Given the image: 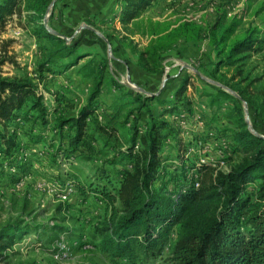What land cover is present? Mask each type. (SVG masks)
I'll list each match as a JSON object with an SVG mask.
<instances>
[{
	"label": "trees",
	"instance_id": "obj_1",
	"mask_svg": "<svg viewBox=\"0 0 264 264\" xmlns=\"http://www.w3.org/2000/svg\"><path fill=\"white\" fill-rule=\"evenodd\" d=\"M52 1L0 0V35L16 17L24 29L31 22V34L44 39L50 46V49L41 48L44 59L35 68L39 79L43 72L54 76L76 66L88 55L79 53L65 38L49 31H57L52 21L53 12H49L45 23ZM158 1L119 0L120 9L114 10L115 15L119 22L128 25ZM58 6L66 9L68 2L61 0ZM263 10L255 13L260 15ZM233 20L226 27L184 20L167 33L158 30L147 33L149 42L137 53L136 65L148 73L162 72L164 53L180 40L192 50L189 56H195V43L207 40V44L216 49V61L206 65L204 62L210 59L199 52L193 65L199 74L184 72L171 98H165L162 92L155 95L139 90L123 94L128 97L129 105H135L125 111L122 120L112 124L99 121L97 115L103 110L96 103V97L100 94L104 60L89 59L79 67L84 76L96 75L99 80L86 103L76 114L68 116L65 109L71 106L66 99L61 101L55 97V104L48 106L31 78L3 74L2 66L14 60L7 55V46L12 41L0 39V184L4 180L18 182L29 172L25 155L29 148L20 141L23 136L37 143L46 141V131L52 133L48 145L55 146L51 157L58 167L64 162H91L104 156L95 168V181L83 182L77 174L67 172L64 173L66 179L59 176L54 180L53 184L59 189L70 182L75 192L83 196L92 192L110 210L108 220L92 239L83 235L75 239L62 225H45L44 229L51 233L49 242L54 244V252L61 238L65 241L74 238L80 247L91 244L101 249L112 264H148L157 261L172 241L171 264H264V137L247 128L238 105V99L247 101L240 84L249 80L245 85L248 88L259 79L250 77L251 71L245 65L264 49V17L260 26L239 34V23ZM104 22L102 19L99 23ZM92 24L96 27L97 21L93 19ZM235 33L234 41H230ZM105 37L111 41L110 35L105 34ZM118 41L122 43L123 37ZM163 42L165 44L155 45ZM221 67H226L227 72H220ZM231 70L233 73L227 75ZM196 79L235 101L234 122L240 130L233 133V146L252 152L249 160L235 168L222 170L217 167L219 161L201 162L199 158L188 163L184 144L177 139L173 122L165 117L184 114L187 120L191 118L186 92L189 86L197 85ZM127 88L123 86L120 90L125 92ZM262 93L264 95V90ZM216 100L217 97L212 96L210 104L215 105ZM151 102L165 106L156 112ZM259 108L264 111V106ZM24 123L29 125L27 132L23 129ZM207 125L210 130L214 129L211 124ZM34 128L39 132L33 134ZM208 134H211L208 135L210 139L215 133ZM168 138L177 144L175 160L170 164H167L169 157L161 151ZM223 139L226 148L227 140ZM99 142L103 146L110 144L114 152L108 155L97 149ZM31 230L37 228L22 221L0 223V264H12L9 258L15 253V245Z\"/></svg>",
	"mask_w": 264,
	"mask_h": 264
},
{
	"label": "rangeland",
	"instance_id": "obj_2",
	"mask_svg": "<svg viewBox=\"0 0 264 264\" xmlns=\"http://www.w3.org/2000/svg\"><path fill=\"white\" fill-rule=\"evenodd\" d=\"M65 1L68 2L66 9H93V11L95 9H109V11L112 9L118 11L120 9L119 0ZM60 2L61 0H55L53 7L49 9V12H53L52 19L54 21H57L58 15H62V13L58 12L59 10H55L60 9L58 6ZM262 8L264 9V0H159L158 3L150 8L159 9L153 12L152 16L145 13L128 25H123L112 17L105 22L102 30L104 33L93 26L90 19H83L77 27L71 28V31L67 29L63 31L65 32L63 36L67 38L66 41L71 47H75L79 53L89 54V57L82 58L78 65L68 70L67 73L72 77L71 82H69L70 86L74 87L78 94L75 98L67 97L70 99L69 101L74 109L88 100L99 78L96 75L94 77H85L83 74H79L78 69L91 58L102 59L106 63L104 65L103 78L100 80L99 89L101 93L98 96V101L103 103L104 109L97 114L98 120L110 124L122 120L124 113H115L114 110H111V103L119 100V96L122 94L139 90V87L145 88L136 84V77L132 76L131 72H129V79H127L125 71H120L119 59L124 57L125 61H127L129 57L125 53L120 52V48L117 50V47H123L127 50V54L130 52L135 55L145 47L143 45L139 46V44L146 43V41L149 42L150 36L147 33H150L151 30L167 33L172 27L184 20L198 24L204 23L205 26L207 24H219L222 27H226L234 19L233 22L239 23L237 33H243L249 28L260 26L264 17V10L260 15L255 12ZM48 15L45 16L47 21ZM155 21H158V24ZM20 24L16 17L11 19L6 25L4 33L0 35V39L12 41L7 46V55L8 57H13L14 60L12 63H6L3 66V70L7 75H25L37 80L35 68L44 59L43 56L45 55L42 54L41 48L47 47V49H50V46L44 39H37L34 34H31L33 33L31 22H29L27 29H24ZM49 28L51 27L49 26ZM60 29L63 30L62 27ZM88 29H94L95 31L92 30L93 32H90ZM68 33L69 35H66ZM105 33L113 36L110 38L115 44H111V41H108ZM101 36L105 37L106 40ZM117 37H123L122 43L116 42ZM235 37L236 33L231 36L230 41H234ZM89 39L97 41V43L94 42L88 45ZM207 43L205 39L198 41V50H202L201 52L210 59L204 62L206 65L216 61V49L213 50ZM162 44H165V42L156 43L155 45ZM196 59L189 61L192 67H194ZM175 61L177 62V59L173 55L165 57L162 74L160 73L159 77L155 79L156 84L151 87L150 93L158 95L162 92L165 98L170 97L176 86L172 81L173 75L181 72L183 67H185L184 64H181L185 61L180 60L179 64H176ZM245 67L250 69V77L259 79L248 86V88L245 85L249 80L240 84V89L244 90V97L249 104L245 100L238 99V105L243 111L241 116L244 118L247 128L251 132L264 137V111L259 108L264 106V95L262 93L264 90V49L262 52L255 54ZM220 72L226 73L227 68L221 67ZM232 73L233 71L231 70L227 75ZM170 76L172 77L168 81ZM196 81L198 82V90L195 92L196 99L194 100L200 106L199 115H191V120H189L191 124L174 126L177 139H181L184 144L185 155L188 156L187 162L193 163L203 158L214 162L219 161L220 163L217 167L222 170L235 168L249 160L252 155L250 150L243 151L240 147L234 149L233 146V133L240 130L234 122V114L237 111L235 101L232 97L219 95L216 88L204 85L199 79H196ZM233 83L235 84L236 82ZM53 84L56 85L55 83ZM54 85L42 84L41 87V93L44 95L48 106L55 104L54 97L48 93V91H57L56 89L54 90ZM121 86L128 88L124 89L125 92H122L120 90L122 89ZM191 89L192 87H188V97L194 98V92ZM230 94L235 96L232 93ZM210 96H213V98L217 97L214 106L210 104ZM203 102L205 103L203 104ZM151 105L155 110L158 107L156 102H151ZM203 105L205 108L202 107ZM130 107L132 106L126 105L124 111H128ZM74 109H66L65 114H73ZM168 118L170 117L168 116ZM204 118L206 119L205 123L203 121ZM172 122L174 125V120ZM206 123L211 124L214 129L210 130ZM212 131L215 134L209 139L208 135L211 134L208 133ZM123 133L122 131L120 135ZM200 135L202 136L201 139H197ZM223 138L227 140V149L222 144ZM199 141L201 142L200 144ZM164 143L161 150L162 155L169 157L168 162H174L177 149L176 142L168 138ZM25 155L29 159L31 153L26 151ZM101 161H103V157L99 156L98 160L91 162L80 160L73 164L64 162L60 166L62 177L66 179L65 177L67 176L64 173L67 172L68 174H77L83 182L95 181V168L100 165ZM34 174L27 173L18 182L4 180L0 184V223L9 220L13 222L22 221L30 223L37 228L36 231L31 230L28 232L25 239L15 245V253L9 258L12 264H112L104 254L100 253L91 244L80 247L74 240L67 241L70 245V252L67 257L55 258L54 244L52 245L49 242L51 233L49 230L46 231L44 229L45 225H52L53 223L63 225L70 229L75 237L80 234L83 235L87 231L85 236L88 239L93 230L90 228L86 230L84 221L78 219L80 211L76 208V205L82 206L84 203L83 198H79L81 199L79 200V196L74 195L76 193L74 190L68 194L65 187L59 189L56 184L46 181L43 179L44 177H36ZM90 201V204L86 206L93 210H98L102 217L106 211L110 212L103 204L96 205L93 200ZM83 210H87V208L84 207ZM171 248L172 241H170L169 246L162 252L157 261L148 264H171Z\"/></svg>",
	"mask_w": 264,
	"mask_h": 264
},
{
	"label": "crops",
	"instance_id": "obj_3",
	"mask_svg": "<svg viewBox=\"0 0 264 264\" xmlns=\"http://www.w3.org/2000/svg\"><path fill=\"white\" fill-rule=\"evenodd\" d=\"M55 10H59L58 12L60 14L62 13V15H58L57 21L53 20L54 21V25H55V27L57 29V32H59L61 35H65V32H63L64 29H67V30L71 31V28L77 27L79 25L80 21H82L83 19H86V18L90 19V21H92L93 19H94V21H97L96 28H97V25H98L97 29H99L100 31L103 30L104 25H105V22L102 25H101V23H99V22H102L101 21L102 19L104 21H107V20H109L110 18L113 17L114 20L115 19L118 20V16L115 15L116 11L113 10V12H111V11L109 12V9H95V11H93V9H55ZM158 10L159 9H149L145 13L149 14L150 16H152L153 12H156ZM60 27H62L63 30H61ZM78 30H79V28H78ZM105 34L109 35L108 33H105ZM66 35H69V33L66 34ZM110 37H113V36L110 35ZM136 40H138V39H136ZM94 42L97 43V41H93L92 39H89L88 45L93 44ZM116 42L119 43L118 39H116ZM112 43H113V41H112ZM147 43H148V41H146V43L139 44V46H142V45L146 46ZM113 44H115V43H113ZM184 44L185 43L181 41L180 43L174 45V47L171 50H169V51L164 53V58H163V60H164L166 56L173 55V57L177 59V62L175 61L176 64H179L180 60L181 61H185V62H183L181 64H184L185 67H183V68H187V70L186 69L185 70L182 69L181 72H178L176 75H173V77H175L174 78L175 80H173V81H174V84L176 86L179 85L180 77L182 76V74L184 72L193 71L192 69H190L188 67V65L191 66V63L189 61L193 60L194 57L198 56V54H200L199 52L202 51V50H198L199 44L197 42V43H195V51H194L195 53H193L195 56H189L188 54L192 50H188V47H186V45L184 46ZM119 48H120V52L125 53V55L129 57V59H127V61H125L124 57L119 59L120 65H121V70L120 71H122V72L125 71V73L127 75V79H129V75L128 74H129V72H131L132 76L136 77V81L135 82L139 86L147 85L148 87L147 86L146 87L150 88L154 84H156L155 79L159 77L158 75H160V73L159 74H151V73H148V72L144 71L143 69H141L139 66L136 65L137 54L132 55L130 52H128V54H127V52H126L127 50H125L123 47H117V50H119ZM84 57H86V58L89 57V54L86 55V56H83L82 58H84ZM91 59L97 60L96 58L95 59L91 58ZM80 60H79V62H80ZM3 66H2L3 74L7 75V73H5L4 70H3ZM74 67L75 66H71L68 69L63 70L61 73L55 74L54 76L52 74H48V73L43 72V77L40 78V79L38 77H37V80L36 79H32L31 77L30 78H31V80L33 82H35V81L38 82V83H36V82L35 83L37 84L38 90L40 92H41L42 84H47V85L48 84L49 85L52 84V85H54L53 83H55L56 85H54L53 88H54V90L56 89L57 91H55V92L48 91L49 95L53 96L54 99H55V97H57L61 101H62V99H66L69 102L70 106H71V107H67L66 109H69V108L74 109L73 105L69 101L70 99H68V97H67V96H71V98H75L76 95L78 94L77 93L78 91L75 90L74 87L70 86L69 82H71L72 77H70V75L67 73L70 68H74ZM79 74H81V73H79ZM161 74H162V72H161ZM194 74H196V73L193 71V74H191V75H194ZM196 75H198V74H196ZM85 77H93V76H85ZM193 79H195V77ZM39 81H40V83H39ZM195 83L197 85L189 86V88L192 87L191 90L194 92L193 93L194 98L193 97H188L189 93L186 92L187 93L186 94L187 99L190 101V104H189V109H190V112H191L190 116L194 115V114H198L200 112V109H199L200 106L197 105L196 101L194 100V99H196L195 92H197V90H198V82L196 81ZM143 90L146 91V92H143V93H148L149 92V90H147V89H143ZM98 96L96 97V103L100 105L99 107L104 109L103 103L98 101L99 100ZM171 97H172V95H170V98ZM119 98H120L119 100H116L113 103H111V110H114L115 113H125L124 109H125L126 105H128V106L135 105V104L129 105L127 103L128 99H126L128 97L125 98L123 96V94L120 95ZM85 103H83L82 105H84ZM204 103L205 102H203V104ZM82 105H80L79 107L74 109V112L71 115L76 114V112L78 111V109ZM162 106H165V104L158 105V107H157V109L155 111L156 112L159 111L162 108ZM212 106H214V105H212ZM120 107H121V109H120ZM202 107L205 108L204 105ZM68 116H70V115H68ZM165 117L167 119L168 115L165 116ZM205 118L203 119L204 123L206 122V119H207V118L206 119ZM167 120L172 122V120H173L172 116H170V118H168ZM119 121H115V122H119ZM174 122L175 123H174L173 126L181 125L180 123H178L176 121H174ZM187 124H191V123L188 121ZM22 126L24 127L23 129L27 132V130L29 129V125L27 123H24ZM38 132H39V129L34 128L33 134H36ZM45 135H46L45 136L46 137V141H42V142H37V143L32 142L31 140H29V138L27 136L21 137L20 141L29 148L28 152L31 153L30 158L28 159V164H27V167H28V170H29L28 173H32V174L35 173L34 176H36V177L40 176L41 178L44 177L43 179H45L46 181H48L50 183H54V180L59 178V176L62 179H64V178L62 177V173H61L62 170L60 169V167H58L57 164L53 163V161H52L51 155L53 153V150H54L55 146L51 147V146L48 145V140L52 137V133H50L49 131H46ZM55 145H56V143H55ZM97 149H99V150L102 149L103 151L107 152L108 155H111L114 152V150L111 148L110 144H108L107 146H103L102 142H99V145L97 146ZM100 156L104 157L103 155H100ZM168 161H167V164H170L171 162H168ZM74 195H77V197L79 196L78 199L79 198H83L84 199V203L82 204V206L81 205H76V208H78L79 211H80L79 215H78L80 217H78V219L81 220V221H84V227L86 228V230L89 229V228L93 230L91 236L89 237V239H92L91 238L92 235H97V230L101 227V225L105 221L108 220L110 212L108 213V211H106L104 213L103 217H102L100 212L98 213V210H93L89 206H86V205L90 204L89 203V202H91L90 200H93V203L96 204V205H102V203L99 202V200L95 197V195L92 192H90V194L84 195V196L81 195L79 192H76ZM79 200H81V199H79ZM84 207H86L87 210H83ZM70 208L72 209V207H70ZM63 227L65 229H67L71 233L72 237H75L72 234V231L70 229L66 228L65 226H63ZM80 235H82V234H80ZM85 235H87V231L84 232L83 236L86 237ZM77 237H79V235H77L75 237V239H78ZM69 240H71V239H69ZM72 240H74V238H72ZM95 248L100 253L104 254L107 257L108 261L111 263V261L108 258V256L104 252H102L101 249H99L98 247H95Z\"/></svg>",
	"mask_w": 264,
	"mask_h": 264
},
{
	"label": "built area",
	"instance_id": "obj_4",
	"mask_svg": "<svg viewBox=\"0 0 264 264\" xmlns=\"http://www.w3.org/2000/svg\"><path fill=\"white\" fill-rule=\"evenodd\" d=\"M173 120L180 123L181 125H187L188 121L191 120L185 117L184 114H180V115H173L172 116ZM201 142L199 141V144ZM222 144L225 145V141L224 139H222ZM201 162L207 161L206 159L200 158ZM214 162V161H211ZM196 186H198V182L195 183ZM63 187H65L66 192L69 194L70 192H72L73 190L75 191L73 185L70 182H67ZM65 197V196H64ZM70 252V246L69 243L67 241H65L63 238L60 239L59 242H57L56 246H55V258L57 259H61L64 257H67L69 255Z\"/></svg>",
	"mask_w": 264,
	"mask_h": 264
},
{
	"label": "water",
	"instance_id": "obj_5",
	"mask_svg": "<svg viewBox=\"0 0 264 264\" xmlns=\"http://www.w3.org/2000/svg\"><path fill=\"white\" fill-rule=\"evenodd\" d=\"M54 2H55V0H53L52 1V3L50 4V6H49V8H48V14H49V9L50 8H52L53 7V5H54ZM47 22V19L45 18V23ZM90 29V28H89ZM91 30H93V31H95L94 29H91ZM49 31L50 32H52V33H55L56 35H60V36H62L63 38H65V39H67L66 37H64L63 35H61L59 32H57V31H53V30H51V29H49ZM103 39H105L106 40V38L105 37H103V36H101ZM188 67L190 68V69H192L196 74H199V72H198V70L197 69H195L194 67H192V66H190V65H188ZM204 79H206V80H208V81H210V82H212V83H215V82H213V81H211V80H209V79H207V78H205V77H203ZM216 85H217V83H216ZM140 91H142V92H146V91H144L143 89H141V88H138ZM230 93H232V94H234L235 95V93L233 92V91H231V90H228ZM255 133V132H254ZM255 134H257V133H255Z\"/></svg>",
	"mask_w": 264,
	"mask_h": 264
}]
</instances>
